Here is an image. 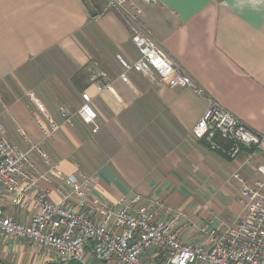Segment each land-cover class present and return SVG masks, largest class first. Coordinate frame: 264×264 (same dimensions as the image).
<instances>
[{"label":"crops","instance_id":"obj_1","mask_svg":"<svg viewBox=\"0 0 264 264\" xmlns=\"http://www.w3.org/2000/svg\"><path fill=\"white\" fill-rule=\"evenodd\" d=\"M137 4L141 26L204 97L191 88L172 89L156 74H124L117 57L129 63L139 58L134 31L104 0H0L2 132L19 152L29 150V139L49 155L50 164L36 153L31 157L39 187L55 203L62 201L60 190H72L42 178L52 167L64 177L85 174L92 195L107 203L130 204L136 196L144 205L164 203L180 214L182 240L203 244L206 227H232L243 215L234 175L253 180L264 165V152L245 148L230 160L193 137L209 99L264 136V0ZM98 72L107 73L102 82L111 90L92 82ZM84 94L97 113L96 133L78 114ZM48 118L60 129L47 140ZM0 207L21 223L33 215L15 207L9 195L0 198ZM146 258L164 261L161 255ZM0 264L112 263L98 261L92 250L62 261L30 241L0 236Z\"/></svg>","mask_w":264,"mask_h":264},{"label":"built area","instance_id":"obj_2","mask_svg":"<svg viewBox=\"0 0 264 264\" xmlns=\"http://www.w3.org/2000/svg\"><path fill=\"white\" fill-rule=\"evenodd\" d=\"M106 2L134 31L132 40L139 58L129 63L122 56L117 57L124 74L140 73L149 77L156 74L172 89L191 88L199 96H205V91L155 42L151 32L141 26L143 11L137 0ZM107 76L105 72L93 73L91 80L101 90H111L110 84L102 82ZM83 101L78 114L96 133L98 117L90 96L84 94ZM61 115L65 123L72 125V118L64 109ZM47 121L49 125L43 127V134L48 140L60 125L49 118ZM193 137L210 151L222 153L230 160L237 159L245 148L264 152V136L211 99L193 130ZM27 141L29 150L19 152L3 135L0 123V198L9 195L15 207L33 214L28 223H21L7 216L0 207L1 237L30 241L54 251L62 261L82 259L92 250L98 261L112 264H154L147 255H161L163 264H264V165L257 168L256 179L246 178L239 172L234 175L240 184L244 205L238 223L227 228L221 223L210 225L202 232L204 243L192 244L181 238L180 214L164 203L144 205L140 196L130 204L104 202L92 195L91 180L82 173L64 177L57 169L50 168L42 178L53 177L70 185L72 190L70 194L60 190L62 201L55 203L39 187V168L31 157L36 153L50 164L49 155L39 144ZM95 214L102 215L101 219H96Z\"/></svg>","mask_w":264,"mask_h":264},{"label":"rangeland","instance_id":"obj_3","mask_svg":"<svg viewBox=\"0 0 264 264\" xmlns=\"http://www.w3.org/2000/svg\"><path fill=\"white\" fill-rule=\"evenodd\" d=\"M104 1H106V0H104ZM253 150H255L256 152H259V153H260V152H263V151H260V150H256V149H253Z\"/></svg>","mask_w":264,"mask_h":264}]
</instances>
